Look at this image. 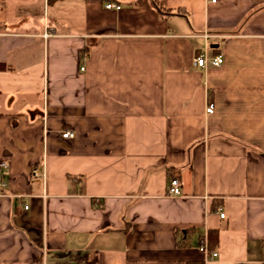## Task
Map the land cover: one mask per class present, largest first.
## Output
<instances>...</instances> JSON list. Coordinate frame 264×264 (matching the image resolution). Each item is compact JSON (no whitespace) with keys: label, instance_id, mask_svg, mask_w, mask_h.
<instances>
[{"label":"crops","instance_id":"1","mask_svg":"<svg viewBox=\"0 0 264 264\" xmlns=\"http://www.w3.org/2000/svg\"><path fill=\"white\" fill-rule=\"evenodd\" d=\"M1 164L0 264H261L264 0H0Z\"/></svg>","mask_w":264,"mask_h":264},{"label":"built area","instance_id":"2","mask_svg":"<svg viewBox=\"0 0 264 264\" xmlns=\"http://www.w3.org/2000/svg\"><path fill=\"white\" fill-rule=\"evenodd\" d=\"M207 1H209V3H212V4L216 3V0H207ZM104 8L107 9V10H110V9L119 10L120 9L119 6L113 5L111 3L105 4ZM51 36H53V33L50 32V31H46L43 34V38L44 39H47V38H49ZM204 38L207 39L208 36H204ZM207 49H208V47L206 46L205 50L203 52L199 53L197 56H195L193 58L192 65L194 67L203 69L204 71H206L207 69H210V68H219V67H221L223 65V63H224L223 56L222 55L209 56L207 54ZM80 70L84 71V68H81ZM214 110H215L214 104L209 102V101H207V105H206V108H205L206 115H212L214 113ZM73 136H74L73 133L70 132V131H66L65 133L62 134V137L64 139L72 138ZM0 168L5 169L6 165L5 164H1ZM31 174L33 175V177H43L44 168L40 167V166H35V167L32 168ZM167 194H168V196H171V197H176V196L180 195V184H179V180L178 179L172 178L169 181ZM25 209H27V207H25ZM219 217L221 219L224 218V213L221 210H219ZM199 251L201 253L205 254V255H208L210 257V259H213V258L217 257L216 253H209L208 247H207L206 238H204V240L202 241V243H201V245L199 247ZM261 264H264V262H262Z\"/></svg>","mask_w":264,"mask_h":264},{"label":"trees","instance_id":"3","mask_svg":"<svg viewBox=\"0 0 264 264\" xmlns=\"http://www.w3.org/2000/svg\"><path fill=\"white\" fill-rule=\"evenodd\" d=\"M48 3H52V2H56V1H60V0H47ZM104 1H107V0H104ZM154 4V3H153ZM155 8H156V11L158 12L159 15L161 16H169V15H181V13L179 12H171L169 9L165 8L164 6L162 5H158L157 3L154 4ZM172 179V178H171ZM212 235H216L215 233H210L209 234V237ZM210 237V248H212L214 246V242H212V238Z\"/></svg>","mask_w":264,"mask_h":264}]
</instances>
